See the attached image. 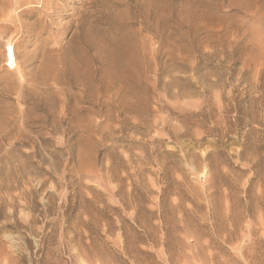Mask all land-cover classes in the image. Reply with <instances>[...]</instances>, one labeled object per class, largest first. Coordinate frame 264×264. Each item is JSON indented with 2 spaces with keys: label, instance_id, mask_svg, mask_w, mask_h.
I'll return each instance as SVG.
<instances>
[{
  "label": "rangeland",
  "instance_id": "1",
  "mask_svg": "<svg viewBox=\"0 0 264 264\" xmlns=\"http://www.w3.org/2000/svg\"><path fill=\"white\" fill-rule=\"evenodd\" d=\"M22 1L0 264H264V0Z\"/></svg>",
  "mask_w": 264,
  "mask_h": 264
},
{
  "label": "bare ground",
  "instance_id": "2",
  "mask_svg": "<svg viewBox=\"0 0 264 264\" xmlns=\"http://www.w3.org/2000/svg\"><path fill=\"white\" fill-rule=\"evenodd\" d=\"M26 4H31L32 2H30V0H23ZM22 1V2H23ZM12 2V0H0V26L2 25V27H3V31L2 32H0L2 35H4L5 34V30H9V25H7V23L8 22H12V20L11 19H3V17H5V16H3L2 15V7L3 6H7L9 3H11ZM28 2V3H27ZM40 2H42L41 0H40ZM16 3H18V1L16 2ZM19 3H20V1H19ZM38 3H39V0H38ZM24 4V3H23ZM36 4V3H35ZM16 5H18V4H16ZM20 6H22V4L20 3ZM31 7V6H30ZM20 8V7H19ZM29 14V12H27V10H23V11H21L20 12V15H28ZM5 15V14H4ZM18 15V14H17ZM6 16H8V15H6ZM15 18H17V17H15ZM15 24V23H14ZM25 25V24H24ZM33 25H35V26H42L43 24H42V22H41V24L40 23H34ZM26 27V26H25ZM24 28V26H23V23H21L20 22V25L18 26V28H17V30H21V29H23ZM22 31V30H21ZM7 61H9V63H10V65L11 66H15V53H14V51H13V48H12V46L10 47V50H9V54H8V57H7ZM20 75L22 76V73H20Z\"/></svg>",
  "mask_w": 264,
  "mask_h": 264
}]
</instances>
